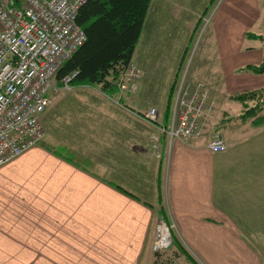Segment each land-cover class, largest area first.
<instances>
[{
    "label": "crops",
    "instance_id": "0c3cea01",
    "mask_svg": "<svg viewBox=\"0 0 264 264\" xmlns=\"http://www.w3.org/2000/svg\"><path fill=\"white\" fill-rule=\"evenodd\" d=\"M160 1H151L144 29ZM230 23L222 22L223 37L213 41L218 52L213 61L225 83L221 91L228 96L264 88V75L233 72L234 59L258 62L264 52L255 44L248 50L243 38L232 40ZM248 23L244 15L238 29ZM186 24L199 23L192 18ZM58 88L67 95L97 92L103 100L95 107L88 96H77L87 107L78 115L86 121L85 133L94 134L95 114L102 118L97 125L109 120L114 129L99 140L97 155L85 156L45 134L38 146L0 167V264H156L160 220L177 227L175 250L168 253L176 255V264H191L190 258L197 264H264V124L240 119L242 104L230 111L229 103H240L229 96L216 109L224 116L220 132L228 149L214 154L210 138L170 142L136 112L149 108L133 94L121 101L95 87ZM54 106L49 113L58 126L64 104ZM165 117L160 119L166 126ZM12 201L14 218L7 215Z\"/></svg>",
    "mask_w": 264,
    "mask_h": 264
},
{
    "label": "built area",
    "instance_id": "2783aa9c",
    "mask_svg": "<svg viewBox=\"0 0 264 264\" xmlns=\"http://www.w3.org/2000/svg\"><path fill=\"white\" fill-rule=\"evenodd\" d=\"M88 0H0V167L10 164L45 138L42 116L58 92L54 78L59 69L85 43L77 16ZM77 74L63 81L70 88ZM142 73L131 65L122 78L121 93H134ZM207 88L178 85L168 125L153 108L143 118L157 126L170 142L204 138L214 117ZM208 149L227 151L225 140L213 135ZM175 223L160 220L153 251L165 253L175 245Z\"/></svg>",
    "mask_w": 264,
    "mask_h": 264
},
{
    "label": "rangeland",
    "instance_id": "374dc122",
    "mask_svg": "<svg viewBox=\"0 0 264 264\" xmlns=\"http://www.w3.org/2000/svg\"><path fill=\"white\" fill-rule=\"evenodd\" d=\"M169 6L173 9L174 15L181 17L180 20L169 13ZM192 11H194V14ZM244 15L248 17L249 23L245 29L239 30L238 25L241 19L243 21ZM192 18L199 24L188 27L186 22ZM225 20H229L233 26L229 31L232 40L243 38L249 46H246L248 50H252L251 47L255 44V50L260 49L264 52V0H161L158 2L154 8L152 7L148 19V24L150 21L151 24H147L143 30L133 57L134 63L131 64L142 73L138 89L134 93L117 95L115 99H124L127 95L133 94L131 96L138 98L142 106L145 105L146 108H149L146 112L135 109L136 112L145 115L155 108L159 112V121L162 124L160 116L161 114L167 115L169 106L172 107L176 89L183 80L193 88L202 85L210 92L211 101H213L215 108L214 117L208 129L206 128L207 132L204 138L211 139L216 134L223 138L219 125L223 124L224 116L220 115L216 109L222 108V105L229 100V96H234V94L226 96L221 91L225 83H223V75L219 72L218 62L213 61L218 57L217 47L216 44H213V41L223 37V31L219 28ZM161 21H164V27L159 28L161 27ZM227 31H225L226 37ZM241 31L244 32V35L241 34ZM252 34L254 39L249 40V35ZM246 63L244 60L243 65L242 62L234 59L233 72L235 73L238 70L249 72L247 67L261 66L264 64V59L258 62L257 60H249L248 64ZM261 81H264V79ZM54 84L58 87L57 81L54 80ZM95 88L102 90L99 87ZM259 89L261 88L255 87L247 92ZM67 93L68 91H58L51 98L52 106L50 105L49 112L56 107L54 106L55 103H62L64 106H61V110H59L61 112L59 119L61 120H58V126L54 125V111V114L47 111L43 119L45 134H50L53 139L54 137L57 138L62 146L67 144L79 148V151L85 153V156L88 152V154L94 156V153L97 152V146L102 147L103 144L99 140H103L102 136L111 133L114 127L111 122H108L109 120L105 124L97 125V120L101 121L102 118L95 114L94 118L97 126L95 125L94 134H92V131L85 133L84 131L87 129L84 126L86 121L83 122L82 117L78 119V115L86 113L85 110L87 109L86 106L81 107L79 105L81 100L77 99V96L83 93L76 92V94L68 95ZM83 95L88 96L91 101L95 102V107H99V104L101 105L103 102V100L98 99L99 94L97 92ZM144 97H146V100L143 99ZM263 98L264 96H261L257 104L261 103ZM143 101L148 105L144 104ZM234 102L232 104H235ZM229 104L232 112V107L239 110V105H241L231 106V103ZM170 112H172V109ZM163 125L165 124L163 123ZM78 130L79 132L76 134ZM65 139L68 142H64ZM53 148L56 149L55 146ZM95 154L97 155V153ZM8 203L6 205L9 206L7 215L14 218L16 208L12 203L16 202ZM174 250L175 248L172 251ZM166 253L170 257L168 254L170 251H166Z\"/></svg>",
    "mask_w": 264,
    "mask_h": 264
},
{
    "label": "trees",
    "instance_id": "16d2710c",
    "mask_svg": "<svg viewBox=\"0 0 264 264\" xmlns=\"http://www.w3.org/2000/svg\"><path fill=\"white\" fill-rule=\"evenodd\" d=\"M151 1L88 0L77 16V25L86 35L85 43L59 69L54 78L58 86H63L65 78L77 74L71 86L99 87L112 99L121 95L122 78L133 62ZM252 36L249 35V40L254 39ZM247 71L263 75L264 64L249 66ZM261 96H264V88L231 96L233 101L243 106V115L239 118L251 120L256 127L264 124V98L257 104ZM171 109L169 106L165 117L167 122L171 118ZM222 125H219L220 131ZM179 251L185 253L181 248ZM165 254L155 253L156 264H176V255L172 253L170 257H165ZM190 260L191 264H197L192 258Z\"/></svg>",
    "mask_w": 264,
    "mask_h": 264
}]
</instances>
